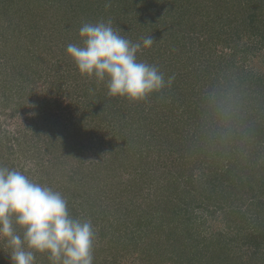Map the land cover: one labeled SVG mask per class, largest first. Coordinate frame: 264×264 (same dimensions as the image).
Wrapping results in <instances>:
<instances>
[{
	"label": "trees",
	"instance_id": "1",
	"mask_svg": "<svg viewBox=\"0 0 264 264\" xmlns=\"http://www.w3.org/2000/svg\"><path fill=\"white\" fill-rule=\"evenodd\" d=\"M14 1L18 4V0ZM19 1L27 7L23 17L17 14L14 4L9 5V0L3 3L0 0L6 45H9L10 29L19 31L20 35L31 29L36 35L25 36L32 41L39 38L37 31L41 21L40 33L45 34V30L56 26L59 30L50 37L44 35L39 44L43 49L45 46L60 48L46 50L54 63H48L43 54H39L40 58L30 56L34 50L25 49L27 57L34 56L47 66L41 73L33 74L38 79L44 78L47 98L42 99L46 103L40 104L38 99L27 95V101L31 100L32 121L35 117L36 122L43 118L42 129H47L50 136L45 146L53 152L68 148L80 155L84 148H94L97 151L93 152L100 156L106 145L111 155L107 163H96L90 169L82 162L76 171L85 182L91 180L98 184L100 180L112 179L113 183L109 184L115 191L130 196L127 203H121L116 201L120 195L111 194L107 202L98 200L97 211L88 215L94 222L95 219L106 221L104 226L94 229V239H107L106 250L116 251L114 259H110L112 262L105 264H116V259L122 257L127 264V255L132 257L131 264H264V72L258 74L253 70L256 67L264 70V64L261 66L258 62V57L263 55L260 48H264V0ZM42 1L49 6L39 7ZM29 5L36 7L30 10ZM51 10H59L57 21L48 17ZM162 10L164 13L160 15ZM9 12L8 24L4 16H9ZM101 21H111L112 27L120 29V34H126L133 43L151 35L155 43L148 49L142 48L137 60L157 67L165 81L172 78L171 86L142 101H131L110 96L104 82H97L94 76L87 80V75H81L67 54V46H83L80 28L86 23ZM68 22L72 29L69 41L62 33ZM254 36L261 38L263 47L251 45ZM13 42L19 44L20 40ZM218 44L220 51L216 49ZM13 46L10 43L15 54L24 56L21 46ZM9 58L4 63L9 62ZM34 83L29 81L25 85L28 94ZM21 90L23 86L15 91L20 99L25 95ZM166 99L170 102L165 105ZM151 100L159 101L155 104L160 106L161 116H165L163 106L169 107L163 122L165 128L173 118L174 109L185 115V119L174 122L172 128L177 134L176 129L186 127V133H181L182 144H174L173 139L180 140V137L176 135L171 140L166 129L157 124L158 114H153L158 116L156 125L144 111V117L137 115L139 108ZM221 100L226 102L223 110ZM140 119L143 125L138 124ZM56 127L59 129L52 134ZM2 134L0 167H9L7 155L11 149L4 141L10 140L9 133ZM105 135H110V140L105 141ZM134 136H138L139 146H135ZM147 136L166 139L164 149L167 148L169 156L160 165L161 155L152 157L149 153L153 150L146 153L141 150V141L145 142ZM35 137L33 133L32 138ZM119 140L124 143L118 149ZM15 141L19 142V138ZM126 142L130 146L123 149ZM20 144L24 147L27 142L22 140ZM157 150L159 154L161 150ZM61 157L56 156L57 164L65 162ZM51 165L46 168L50 170L38 175L53 171L54 164ZM119 170L127 175L124 182L116 181ZM197 171H200L199 177L195 175ZM138 198L141 201L136 203ZM141 202L145 204L143 209L138 204ZM77 209L67 204L72 218L87 220L85 215L78 218L85 209L78 210L79 213ZM219 216L224 218L223 230L211 231V227H206L218 222ZM123 217L130 219L129 225H123ZM131 225L133 231L127 235L124 231ZM240 241L241 246L246 247L245 255H249L245 261H241L244 253H236L233 248L234 243ZM94 250L93 264H97L100 250ZM35 255L37 258L42 254ZM41 261L52 264L47 254Z\"/></svg>",
	"mask_w": 264,
	"mask_h": 264
},
{
	"label": "rangeland",
	"instance_id": "2",
	"mask_svg": "<svg viewBox=\"0 0 264 264\" xmlns=\"http://www.w3.org/2000/svg\"><path fill=\"white\" fill-rule=\"evenodd\" d=\"M4 0H2L3 3ZM1 3V2H0ZM10 3L14 4L15 10L18 11V15L23 17L24 16V12L27 11V7L25 6V4H22V2H20L18 0V4L16 1L14 0H9V5ZM40 3V2H39ZM41 6L44 8L48 7L49 5L45 4V1H42ZM25 6V7H24ZM59 6V5H58ZM30 8V10L34 9L33 7H36V5H33L30 7V5L28 6ZM57 8V5H56ZM59 8V7H58ZM71 8H69L70 11ZM10 11V10H9ZM59 10H51L48 11V17H50V19L57 21V14H58ZM62 11V10H61ZM68 11V12H69ZM11 12V11H10ZM9 12V16H4L8 19V24L9 21L11 20V14ZM63 12V11H62ZM164 13V10L160 11V15ZM4 12L3 10L1 11V15L3 16ZM18 15H15L16 18L19 17ZM157 15V14H156ZM13 16V15H12ZM68 16V14H66V17ZM70 20H71V15L69 16ZM3 19V18H2ZM156 19H158L156 17ZM198 19V18H195ZM69 20V19H68ZM23 22V21H22ZM72 22V21H71ZM42 21L39 23V26L42 28ZM69 23V22H68ZM4 24L2 20H0V141L2 142L1 138L3 137V132H7L9 133V139L10 140H4L6 141V146L8 148L11 149V151H8L9 155L7 158V162L9 163V169L11 170H17L20 171L21 173H23L25 176H27L30 180L44 185V186H48L51 187L54 191H58L62 194V196L66 199L67 204H73V209H77L81 210V209H85V211L82 214H79L78 218H81L83 215L86 216V219L88 221H91L93 228L95 230H98L99 228H101L102 226H104L106 224V221L104 220H97L95 219L96 222H94L91 218L88 217V215L94 211H97V206L99 205L98 200L101 201V199L104 201H106V198H110V195L112 194L113 196H119L116 201H119L121 203L126 202L130 200V196L127 193H121L120 190L115 191L113 187H111V185L109 183L112 182V179L109 180H100L98 182V186L95 184V181H91V180H81L82 177L80 174L77 173L76 168L78 164H82V162L84 164H86L84 167H86L87 165L89 166V168L91 169V165H95L96 163L98 164H105L107 163L111 158V155H109L110 152H108L110 149L107 148V146L105 145L103 147L104 152L101 151V155L97 156L95 154V152L97 151V149L93 150H85V148L83 149L84 153H81V155L76 151V152H71V150L69 151L68 148H59L57 150H55L54 152L49 150L47 148V143H49L48 141V137L49 134L47 132V129H42V122L44 124L43 118H41L38 122H36V118L34 119V121H32V118L34 117L32 112H30V103L31 100L27 101L29 99V97H27V95H32L31 98H35L38 99L37 102H39L40 104L42 102H45L44 99L42 98H47V91H45L43 88L46 87V83L44 82V78L42 79H38L37 77L33 76L34 73H38L40 72L41 69L47 68V66L42 65V63L40 62V60L37 58L35 59L34 56L32 57H27L28 56V52H26L25 49H31L34 50V52H30L29 55H37L39 56V54H43L44 58L46 59V61H48V63H54V59H51V56L48 57L47 55H49L46 50L48 49H60V48H53V47H49V46H45L43 48H40L39 44L42 42L43 36H49L51 34H53V32L56 31V29L58 30V26L53 27L50 29V31H46L45 30V34L42 32L40 33V29L39 32L37 31V35L39 34V38H36L35 40H30L29 38H27L28 35L31 38V35L35 36L36 32H33L31 29H29V31L23 33V34H19V31L15 30V31H11V29L9 30V45H6V42L4 41L5 37L7 34L3 33L2 27L1 25ZM22 26L23 23H22ZM71 23H69L67 25V28L63 31L62 33L64 34L65 37H63L65 40L69 41L68 39H70L71 37V33H72V29H71ZM34 30V29H33ZM59 31V30H58ZM12 34V35H11ZM4 35V36H3ZM8 37H6L8 39ZM20 40L19 44H14L13 41L16 40ZM32 41V42H30ZM258 42V44H257ZM261 38L258 36H254V41L252 39V44L251 45H261ZM10 43H13V48L15 47V45H19L21 46V52L24 56H21L20 54H15V50L10 48ZM262 46V45H261ZM260 48V46H258ZM263 47V46H262ZM218 51H220L221 49V45L218 44L217 48ZM263 49L261 50V54L263 53V55H260L258 57V62H260L261 66L264 64V62L262 63V60L264 61V48H260ZM23 50H25L23 52ZM52 51V50H51ZM142 51V49H141ZM226 52V51H225ZM228 53V52H226ZM11 55V56H10ZM3 56V57H2ZM250 56V55H249ZM9 58V62H5L4 61ZM12 57V58H11ZM40 58V56H39ZM255 58V57H254ZM253 58V61H254ZM252 60V59H251ZM141 62H144V60H138ZM249 63V61L247 62ZM251 63V62H250ZM257 65H259V63H257ZM254 72L258 73V74H262L264 72V70L256 67L253 69ZM63 71V70H62ZM41 73V72H40ZM45 77V76H44ZM88 79H92V77H88L86 78ZM32 81L35 82L34 85H32V92L30 94H28L27 89L25 88V85L27 84V82ZM5 86L4 88H1L2 86ZM23 86V90H21L25 95L24 98L20 99L19 96L17 95V93L15 92L17 90V88L22 87ZM22 95V94H19ZM41 98H37L40 97ZM33 99V100H35ZM159 101H155V100H151L148 101V103L146 105H142L139 110H141L140 112L137 113V115L140 117L141 115H143V117L146 114H149L147 116H150L152 119V123L154 125H156V118H158V116H155L153 114H158L159 115V120L157 124H160L161 127L165 128V125H163V122L165 121V119H167V115H168V109L169 107H164L163 114L165 116H161L160 111L158 112V108H160L159 105H156L155 103H157ZM170 99H166L164 101V104H169ZM5 103V104H4ZM22 103H24L22 105ZM46 103V102H45ZM157 106V107H156ZM144 111V112H143ZM142 112L145 114H142ZM40 113H42L40 111ZM128 114L126 113L125 116H127ZM136 115V119L137 116ZM172 117V116H170ZM188 117V116H187ZM125 118V117H124ZM123 118V119H124ZM126 119V118H125ZM170 119V118H169ZM182 119H185V115L181 114L179 111L176 112V110L174 109L173 111V118H171V122L168 123V127H166V133L168 134V136L171 138H176V135H178V137H180V140H174V144H182L183 141V137H181V133H186V127L183 126L181 128L176 129L178 131V133H173L172 128H174V122H182ZM188 120H192L191 117L187 118ZM144 123V121H142L140 119V122H138V124H142ZM31 124V127H29V125ZM143 125V124H142ZM152 125V126H154ZM163 125V126H162ZM59 128L56 127L55 129H52V134H54L53 131H57ZM36 134L35 138H32V135ZM7 135V134H6ZM131 135V134H130ZM142 135V134H141ZM128 136V135H127ZM131 137V136H128ZM127 137V138H128ZM8 138V136H7ZM19 138V142H16L15 139ZM110 135H105V141L106 140H110ZM57 139V138H56ZM137 139V142H136ZM22 140H26L27 144H24V147L22 146ZM139 138L138 136H134V141H135V146H139ZM169 140V139H167ZM144 141H141L142 147L141 150H144V152L146 150H153L151 153H149V155H153L152 157H154L155 155H161V160L159 159V165L162 164L166 158L169 156V151L166 152L167 148L164 149V143H166V139L164 137L160 138V136H154L153 138L150 137H145ZM24 142V141H23ZM124 143V140H122L120 142V140L118 142H116V146L119 149L120 144ZM167 145V143H166ZM169 145V144H168ZM130 146V143H125V146H123V149L127 148ZM147 146V147H146ZM162 146V147H161ZM20 147H22V150H19ZM157 149L161 150V152L159 154H157ZM95 151V152H93ZM54 153L56 156H62L61 159L65 158V162H63L62 164H57L55 162V160H57L56 156H54ZM146 153V152H145ZM122 153H120L121 155ZM122 156V155H121ZM120 156V157H121ZM56 159H55V158ZM69 157V158H68ZM119 157V158H120ZM62 159V160H63ZM155 161H157L158 159H154ZM51 163L54 164V168L53 171H49V175L44 172L38 175L39 172L41 171H48L50 169L46 168L48 167V165H51ZM107 165V164H106ZM52 166V165H51ZM63 170V171H62ZM55 171V172H54ZM121 170H119L116 174V181H121L124 182L127 178V175L125 176V172L121 173ZM200 172V171H199ZM199 172H196V176L199 177ZM63 173V175H62ZM45 175V176H44ZM43 177V178H39V177ZM91 177L94 178V176L91 175ZM96 181H98L96 179ZM111 181V182H110ZM113 183V182H112ZM109 184V185H108ZM81 186H83V188H81ZM159 197V196H158ZM76 199V200H74ZM140 202L141 199H137L136 203ZM107 202V201H106ZM95 203V204H94ZM140 204L141 209L144 208V203H138ZM107 205V204H106ZM244 209V207H243ZM87 214H86V213ZM140 212V211H139ZM79 213V211L77 212ZM116 216H119V213L116 214ZM204 216V215H203ZM217 216V215H216ZM122 219V218H121ZM218 222H214V224H211V226H208V224L206 225L207 228H210V230H214V231H219V229L223 230V227L225 226V222L223 223V217L218 218ZM123 225L124 224H128L130 222V219H126L125 217H123ZM209 222H212L210 220H208ZM133 222H135V219L133 220ZM208 223V222H207ZM129 225V224H128ZM109 230H113L112 227L108 228ZM132 225L129 226V228L124 231V233H130L132 232ZM126 237V236H125ZM110 238H112L111 234H110ZM121 239L123 240V238L121 237ZM98 240V239H97ZM94 239L93 242V248L95 250H100L97 251L100 255L99 257L96 259L97 264H105V263H111L112 261H110V259H114V254L116 253L113 252L112 250H106L107 248L104 246V242L107 241V239H99L101 241H97ZM242 241L234 243L233 248H235V252H241L244 253L241 258V261H245V259H247V257L249 256L248 254L245 255V251H246V247L245 246H241ZM237 246V247H236ZM240 248V249H237ZM103 249V252H101V250ZM94 250V251H95ZM10 254H11V249L7 246L6 242L2 239H0V264H12L11 259H10ZM43 255H38V257L36 258V264H42L41 258H43ZM129 257H127V264H131L132 263V257L130 255H127ZM116 258L119 257L118 255L115 256ZM126 258L122 257V259L117 258L116 259V264H124V260ZM124 261V262H123Z\"/></svg>",
	"mask_w": 264,
	"mask_h": 264
},
{
	"label": "clouds",
	"instance_id": "3",
	"mask_svg": "<svg viewBox=\"0 0 264 264\" xmlns=\"http://www.w3.org/2000/svg\"><path fill=\"white\" fill-rule=\"evenodd\" d=\"M120 33L111 21L80 28L83 46L66 50L80 74L104 82L110 96L131 101L170 87L172 78L165 81L157 67L137 60L142 48L155 43L152 36L133 43ZM225 103L219 101L222 110ZM94 236L91 221L69 215L60 192L0 167V239L11 249L12 264H36L35 254H47L52 264H93Z\"/></svg>",
	"mask_w": 264,
	"mask_h": 264
}]
</instances>
